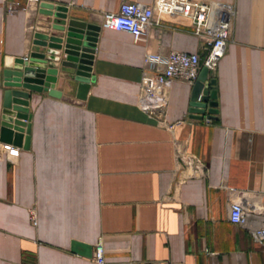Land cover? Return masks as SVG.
<instances>
[{
    "label": "crops",
    "instance_id": "0c3cea01",
    "mask_svg": "<svg viewBox=\"0 0 264 264\" xmlns=\"http://www.w3.org/2000/svg\"><path fill=\"white\" fill-rule=\"evenodd\" d=\"M46 1L101 26L93 80L85 98L77 82L59 83L58 97L31 91L29 144L2 140L3 70L40 50L36 28L58 19L7 13L0 0V264H98L100 241L107 264H264L251 234L264 225L252 209L264 201V0H206L237 9L227 51L209 73L218 101L211 124L191 117L194 84L181 79L167 90L165 119L138 104L146 53L204 58L189 20L165 17L135 41L104 27L103 15L153 0ZM178 147L201 157L206 175L191 177ZM235 201L246 206L243 225L230 221Z\"/></svg>",
    "mask_w": 264,
    "mask_h": 264
},
{
    "label": "built area",
    "instance_id": "2783aa9c",
    "mask_svg": "<svg viewBox=\"0 0 264 264\" xmlns=\"http://www.w3.org/2000/svg\"><path fill=\"white\" fill-rule=\"evenodd\" d=\"M44 2L47 1L26 0L23 3L20 0H5V10L7 13L24 10L31 14L38 11ZM236 14V6L232 3L206 0H153L150 4L125 2L120 5L117 12L104 13V27L128 32L133 35L135 41L147 34L152 25H160L165 17L180 16L190 21L194 34L204 43V58L196 52L176 50L168 55L146 53L141 75L139 107L152 118L165 119L167 90L174 80L181 79L193 85L204 66L209 69V73L216 71L231 40ZM29 28L35 30L36 27L30 25ZM42 29L41 26L36 28L37 31ZM205 120L211 124L213 117L205 116ZM5 147L11 153L17 150L12 145ZM177 155L179 165L190 169L191 177L206 175L208 167L201 157L181 147H178ZM252 209L264 215V201ZM245 213L246 206L242 201L233 202L230 221L233 224L243 225ZM251 234L257 243L264 245V225L252 230ZM105 252L102 241L98 242L94 252V259L98 264H107Z\"/></svg>",
    "mask_w": 264,
    "mask_h": 264
},
{
    "label": "water",
    "instance_id": "95a60500",
    "mask_svg": "<svg viewBox=\"0 0 264 264\" xmlns=\"http://www.w3.org/2000/svg\"><path fill=\"white\" fill-rule=\"evenodd\" d=\"M41 14L56 17L58 22L46 26L35 34L34 44L40 48L30 57L17 58L3 70L5 91V113L1 138L22 146L26 138L29 144L31 123V91L61 96L57 85L72 86L78 83V97L85 98L93 80V60L101 26L69 14L68 7L44 2ZM62 52L64 59L60 61ZM209 69L203 67L194 84L191 117L204 118L207 113L216 118L218 114L217 91H210ZM27 90V91H26ZM212 100V101H211ZM27 134V136H25Z\"/></svg>",
    "mask_w": 264,
    "mask_h": 264
},
{
    "label": "trees",
    "instance_id": "16d2710c",
    "mask_svg": "<svg viewBox=\"0 0 264 264\" xmlns=\"http://www.w3.org/2000/svg\"><path fill=\"white\" fill-rule=\"evenodd\" d=\"M209 90H210L211 92H212V91H215V90H216V85L210 83Z\"/></svg>",
    "mask_w": 264,
    "mask_h": 264
}]
</instances>
